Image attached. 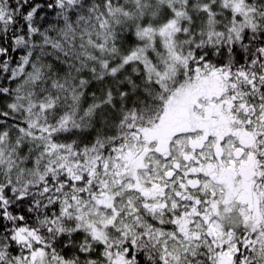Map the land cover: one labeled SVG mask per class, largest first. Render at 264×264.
<instances>
[{
	"label": "snow or ice",
	"instance_id": "snow-or-ice-1",
	"mask_svg": "<svg viewBox=\"0 0 264 264\" xmlns=\"http://www.w3.org/2000/svg\"><path fill=\"white\" fill-rule=\"evenodd\" d=\"M0 264H264V0H0Z\"/></svg>",
	"mask_w": 264,
	"mask_h": 264
}]
</instances>
